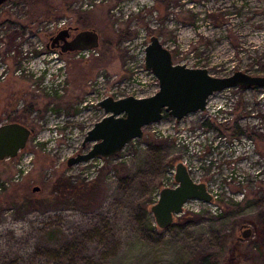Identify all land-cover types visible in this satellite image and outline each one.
Returning a JSON list of instances; mask_svg holds the SVG:
<instances>
[{"label":"rangeland","instance_id":"obj_1","mask_svg":"<svg viewBox=\"0 0 264 264\" xmlns=\"http://www.w3.org/2000/svg\"><path fill=\"white\" fill-rule=\"evenodd\" d=\"M61 29L71 37L93 31L98 46L80 58L50 48ZM150 36L175 64L214 77L264 76V0H7L0 7V124L33 129L16 158L0 161V179L10 184L0 193V264H264V87L225 89L210 98L211 116L180 122L181 130L208 122L213 150L197 143L205 159L144 138L110 158L66 165L90 148L81 144L104 116L98 101L158 89L144 67ZM31 151L30 171L12 181L19 155ZM184 157L220 197L222 213L176 216L159 229L150 208ZM241 227L251 231L242 240Z\"/></svg>","mask_w":264,"mask_h":264},{"label":"water","instance_id":"obj_2","mask_svg":"<svg viewBox=\"0 0 264 264\" xmlns=\"http://www.w3.org/2000/svg\"><path fill=\"white\" fill-rule=\"evenodd\" d=\"M7 0H0V7ZM68 29H61L50 41L62 40L61 53L92 50L98 46L97 34L93 31H80L72 40ZM144 67L158 82L156 92L147 97L126 96L119 99L106 97L97 102L104 116L86 132L81 147L91 144L83 153L68 158L66 165L71 167L86 163L95 158H110L119 153L134 139H141L143 129L157 123L168 114L179 122L189 114L204 112L208 99L228 88H263L264 76H251L237 71L227 77L211 76L204 68H191L175 64L171 52L155 36L149 37L144 49ZM33 133V129L19 123L0 124V161L14 159L21 152ZM175 188H162L150 212L159 229L173 224L188 200L210 202L204 183H195L185 166L175 165ZM33 191H37L34 188ZM241 227L240 240L247 238L251 231Z\"/></svg>","mask_w":264,"mask_h":264},{"label":"built area","instance_id":"obj_3","mask_svg":"<svg viewBox=\"0 0 264 264\" xmlns=\"http://www.w3.org/2000/svg\"><path fill=\"white\" fill-rule=\"evenodd\" d=\"M92 51L93 50L75 51V54L78 58L88 57L90 55V52ZM51 55L52 54H50L49 56L53 57ZM157 85H158V82H157ZM210 98L207 101L206 110L204 112H197L198 114L206 113L211 116L214 113V110L210 108ZM197 113H193V114H197ZM193 114H189L186 117H189ZM186 117H184L179 122L175 121L170 116L164 117L161 121L157 123H153L145 127L143 129V136L141 139L150 138V139L159 140V141L170 140L173 142L174 148L181 149L183 151L186 150L188 153H190L191 156H194L192 159H196L198 158V156H201V155L202 157L204 156L203 159H205L204 150H203L204 145L198 146L197 143L206 144L207 149H209V151L211 152L214 147L213 141H210L212 132L210 129L207 128V125H205L206 128L202 126L201 129L196 128V129H189V130H181V128L179 127L180 122H182ZM206 119L207 118H205V120ZM141 139H134L129 144H133L132 146L134 148H138L141 145L138 141ZM189 145L191 147H189ZM19 156H20V159L18 160L16 164V171L12 178V181L14 182L20 181L25 175L28 174V172L30 171L32 161L34 159V153L31 151L27 153H22ZM95 159H100V158H95ZM180 162L185 166L187 172L189 173L190 177L195 183H202L198 177L194 178L192 176L193 175L192 167H191L192 162L190 159H188V157H184V159L181 160ZM170 174L171 175H170L169 182L163 188H175L177 186V183L174 180L175 167L171 170ZM205 185H206L207 192L212 197V200L210 202H203V201H199L195 199L188 200L187 202L183 204L182 212L179 214V217L184 214L202 213L205 211L213 214L214 216H218L222 213L220 197L209 187L208 184H205ZM8 187H10V184L7 181H3L0 179V193L3 192Z\"/></svg>","mask_w":264,"mask_h":264},{"label":"trees","instance_id":"obj_4","mask_svg":"<svg viewBox=\"0 0 264 264\" xmlns=\"http://www.w3.org/2000/svg\"><path fill=\"white\" fill-rule=\"evenodd\" d=\"M12 39V38H11ZM13 41V39L11 40V42ZM168 116V114H165V117H167ZM205 125H208V122H206L205 123ZM240 134V129L239 128H235V131H234V135H239ZM60 182V181H59ZM59 182H57V187H59V185H58V183ZM74 189V193L76 194V190L78 189H80V187L79 188H76V187H74L73 188ZM27 200H29V199H32V194H29V196L28 197H25ZM189 216V214H184V215H182V216H180L179 217V219H186L187 217Z\"/></svg>","mask_w":264,"mask_h":264},{"label":"flooded vegetation","instance_id":"obj_5","mask_svg":"<svg viewBox=\"0 0 264 264\" xmlns=\"http://www.w3.org/2000/svg\"><path fill=\"white\" fill-rule=\"evenodd\" d=\"M74 36H75V35H74ZM74 36H73V37H74ZM54 37H55V35L52 36V37L50 38V40H51L52 38H54ZM73 37H71V35L69 34V37L66 39V42H69L70 40H72ZM50 43H51V41H50ZM49 45H50V44H49ZM63 45H64V42H63L62 40L54 41L52 49H57V50H59V51L61 52V47H62ZM50 48H51V47H50ZM164 117H165V115H164ZM240 236H241V230H240Z\"/></svg>","mask_w":264,"mask_h":264}]
</instances>
